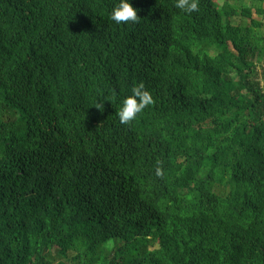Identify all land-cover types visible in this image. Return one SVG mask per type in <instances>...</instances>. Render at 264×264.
<instances>
[{
    "label": "trees",
    "instance_id": "1",
    "mask_svg": "<svg viewBox=\"0 0 264 264\" xmlns=\"http://www.w3.org/2000/svg\"><path fill=\"white\" fill-rule=\"evenodd\" d=\"M127 2L0 0V264H264V0Z\"/></svg>",
    "mask_w": 264,
    "mask_h": 264
},
{
    "label": "clouds",
    "instance_id": "2",
    "mask_svg": "<svg viewBox=\"0 0 264 264\" xmlns=\"http://www.w3.org/2000/svg\"><path fill=\"white\" fill-rule=\"evenodd\" d=\"M175 7L182 12L191 14L199 11V0H176ZM110 19L116 24L139 23L140 18L135 9L127 0H118L110 13ZM154 100L151 93L146 90L143 82L135 84L131 88V94L122 99L120 107L116 113L121 124H129L134 121L146 107L153 105ZM97 110H103V103L95 105ZM156 175L161 176L162 168L157 162Z\"/></svg>",
    "mask_w": 264,
    "mask_h": 264
},
{
    "label": "rangeland",
    "instance_id": "3",
    "mask_svg": "<svg viewBox=\"0 0 264 264\" xmlns=\"http://www.w3.org/2000/svg\"><path fill=\"white\" fill-rule=\"evenodd\" d=\"M252 18H254V19H259L260 16L257 15V14L253 11ZM235 21L237 22L238 20L235 19ZM243 21H244L245 23H247V20H245L244 18H243ZM260 33H261L262 36H264V26H263V29L261 30Z\"/></svg>",
    "mask_w": 264,
    "mask_h": 264
}]
</instances>
